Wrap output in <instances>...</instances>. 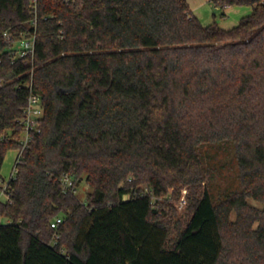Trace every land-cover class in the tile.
Wrapping results in <instances>:
<instances>
[{
  "label": "trees",
  "instance_id": "16d2710c",
  "mask_svg": "<svg viewBox=\"0 0 264 264\" xmlns=\"http://www.w3.org/2000/svg\"><path fill=\"white\" fill-rule=\"evenodd\" d=\"M210 1L253 11L226 29L187 0H0V179L31 91L44 107L0 201V264H264V0ZM34 30L28 64L13 46ZM221 142L241 188L215 202L199 148ZM171 187L191 209L175 225L154 202Z\"/></svg>",
  "mask_w": 264,
  "mask_h": 264
},
{
  "label": "rangeland",
  "instance_id": "374dc122",
  "mask_svg": "<svg viewBox=\"0 0 264 264\" xmlns=\"http://www.w3.org/2000/svg\"><path fill=\"white\" fill-rule=\"evenodd\" d=\"M190 6L195 9L197 15L204 25L213 21L224 28H231L240 22L241 18L249 15L253 11L250 5H232L229 6L225 15L222 8H217L210 0H187ZM202 166L205 175V182L209 187L211 195L215 202L222 200L228 193L241 188L239 179V167L235 147L230 142L209 143L199 148ZM18 150H9L4 159L0 183L7 182L13 173ZM89 190L88 184L83 181L78 185V194L82 199L86 198ZM188 189L183 188L176 191L173 187L169 188L167 194L154 197L156 206L163 209L168 214H174L173 225L179 220H185L191 213L188 200ZM253 204L262 206L260 202L250 200ZM4 220V219H2ZM175 234V231H173Z\"/></svg>",
  "mask_w": 264,
  "mask_h": 264
},
{
  "label": "built area",
  "instance_id": "2783aa9c",
  "mask_svg": "<svg viewBox=\"0 0 264 264\" xmlns=\"http://www.w3.org/2000/svg\"><path fill=\"white\" fill-rule=\"evenodd\" d=\"M64 2H69L71 0H60ZM38 0H33L34 8H37ZM33 26L36 28L37 19L34 18ZM6 40H11V36L8 32L4 33ZM35 41H36V30L25 34L20 40L15 42L14 48L16 49V56L20 57L24 60L25 63H32L34 58L35 51ZM44 116V107L42 104V100L39 94L31 91L27 105L24 111V117L22 119L23 133L21 138V147L18 149V156L16 158L14 170L12 176L16 172V165L20 161L21 156L25 148L29 146L32 140L35 138L36 134L41 131V120ZM11 176V177H12ZM11 179V178H10ZM9 179V180H10ZM0 183V201H5L9 198V194L6 192V188L8 186V182ZM73 184V178L69 175H65L63 177V185L65 188H69ZM62 222L61 217H56L52 222L51 226L53 228H57L59 224Z\"/></svg>",
  "mask_w": 264,
  "mask_h": 264
},
{
  "label": "crops",
  "instance_id": "0c3cea01",
  "mask_svg": "<svg viewBox=\"0 0 264 264\" xmlns=\"http://www.w3.org/2000/svg\"><path fill=\"white\" fill-rule=\"evenodd\" d=\"M190 5H191V3H190ZM228 7H229V6H227V7H225V8L222 9V10H223V13H222L223 15L226 14L225 11H226V9H227ZM191 8H192V6H191ZM217 8H218V7H217ZM193 9H195V8L193 7L192 10H193ZM193 12H194V10H193ZM194 14H195V12H194ZM245 16H246V15H245ZM243 17H244V16H243ZM237 24H238V23H237ZM237 24H236V25H237ZM236 25H234V26H236ZM234 26H233V27H234ZM231 28H232V27H231ZM227 29H229V28H227Z\"/></svg>",
  "mask_w": 264,
  "mask_h": 264
}]
</instances>
